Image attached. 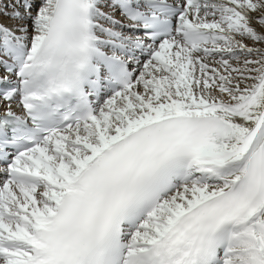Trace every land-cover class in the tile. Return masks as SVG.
<instances>
[{"label": "snow or ice", "instance_id": "snow-or-ice-1", "mask_svg": "<svg viewBox=\"0 0 264 264\" xmlns=\"http://www.w3.org/2000/svg\"><path fill=\"white\" fill-rule=\"evenodd\" d=\"M0 264H264V0H0Z\"/></svg>", "mask_w": 264, "mask_h": 264}]
</instances>
